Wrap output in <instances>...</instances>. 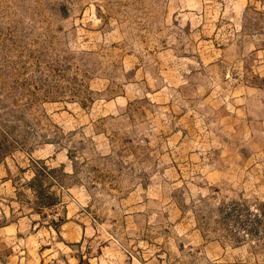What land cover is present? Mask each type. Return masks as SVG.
I'll return each instance as SVG.
<instances>
[{
    "label": "rangeland",
    "instance_id": "1",
    "mask_svg": "<svg viewBox=\"0 0 264 264\" xmlns=\"http://www.w3.org/2000/svg\"><path fill=\"white\" fill-rule=\"evenodd\" d=\"M0 264H264V0H0Z\"/></svg>",
    "mask_w": 264,
    "mask_h": 264
}]
</instances>
